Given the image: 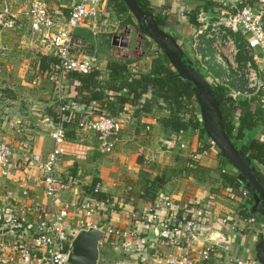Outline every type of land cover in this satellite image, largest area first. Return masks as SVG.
Listing matches in <instances>:
<instances>
[{
    "label": "crops",
    "instance_id": "crops-1",
    "mask_svg": "<svg viewBox=\"0 0 264 264\" xmlns=\"http://www.w3.org/2000/svg\"><path fill=\"white\" fill-rule=\"evenodd\" d=\"M31 1L0 0V12L7 8L11 17L8 27H0V142L7 144L12 151L9 174L7 177L0 176V215L3 214L0 233L5 238H11L12 228L7 214L11 211L24 212L31 207L34 212L26 215L28 226L23 240L31 249L38 251V242L30 228L37 223L36 211L47 209L49 203L41 174L28 165L27 157L30 152L40 159L47 157L53 145L48 135V126L53 120L48 111L56 101L72 103L76 93L67 80L58 90L52 81L44 77L45 71H39L41 58H51L52 51L41 44L40 37L31 30L25 18ZM45 1L49 14L54 16L68 15L74 2ZM110 3L108 0L100 5L98 20L82 24L75 30V37L88 47V55L97 59L103 74L108 61H126L131 73H148L159 47L148 41L149 52L143 50V39L135 41L138 38L135 18L127 11L129 24L124 25L116 17ZM148 3L156 14L159 12L166 17L165 25L159 27L171 34L182 50L191 33L184 34L190 27L182 13L200 2L148 0ZM114 34H127L129 47L113 48L108 38ZM37 75L40 80L34 84ZM167 116L166 110L155 109L138 118L135 117V108L129 107L125 118L133 117L136 122L129 120L124 123L110 153L101 151L94 134L76 133L77 137L72 142L85 150V158L66 155L56 169L57 176L67 183V188L61 192V200L73 206L65 231L72 235L79 229L77 220L84 219V214L77 210L76 199L82 186L90 187L96 182L98 191L113 198L119 205L114 208L104 205L108 213H104L103 217L99 216V212L95 213L94 221L105 229H134L137 232L136 237L129 240H115L105 235L99 244L98 264H168L166 259L179 252L170 243L171 234L165 232L159 222L143 228L137 226L141 217L148 213V208L160 213L167 204L179 209L187 204L199 205L209 211L204 223L196 229L204 227L203 234L190 237L186 246L193 264H233L235 258L242 259L246 264H257L254 248L259 238L264 236V210L254 201L246 186H241V190L245 188L242 190L245 196H231L221 173L233 169L226 160L220 168L224 157L216 148L201 154L196 168L189 169L188 157L191 152H197V137L191 129L170 134L161 122ZM254 137L262 138L260 133ZM180 144L185 148H180ZM252 166L264 179L261 166ZM154 177L162 178L164 185L150 203V195L145 194V189ZM249 217L255 219L251 230L244 228L243 223ZM223 218L228 220L226 227L221 223ZM208 242L215 244V251L205 261L200 253ZM5 253L11 254L9 251ZM11 264L22 263L14 257Z\"/></svg>",
    "mask_w": 264,
    "mask_h": 264
},
{
    "label": "built area",
    "instance_id": "built-area-1",
    "mask_svg": "<svg viewBox=\"0 0 264 264\" xmlns=\"http://www.w3.org/2000/svg\"><path fill=\"white\" fill-rule=\"evenodd\" d=\"M107 1L74 0L66 16L49 14L45 0L30 2L25 18L31 30L40 37L41 44L48 46L52 51L51 58H56L59 62L58 65L51 64L44 73V77L52 81L58 90L68 73L87 74L93 68L99 70L97 59L88 55V47L75 37L74 32L90 20H98L100 5ZM195 17V26L182 50L206 82L223 88L234 102L240 98L264 97V0H215V4L208 7L201 4ZM10 18L8 9H3L0 12V27H8L11 24ZM39 80L40 76L37 75L34 84H38ZM56 103H59L54 111L57 121H52V125L48 126L52 149L45 159H40L32 152L27 157L28 165L41 174L44 194L49 203L47 209L36 211L37 223L30 228L38 242L39 250L31 249L23 240V233L28 226L26 215L34 212L33 209L29 207L24 212L11 211L7 218L12 228V237L5 238L0 233V264H11L14 257L22 264H68V254L74 236L71 237L65 231V225L71 218L70 210L73 206L61 200V192L67 188V183L57 177L56 169L62 157L71 154L84 159L86 153L84 149L78 148L75 142L65 139V130L60 126L59 116L66 107L72 112L82 114L76 133L94 134L99 148L104 153H110L114 149L126 121L136 122L133 117L125 118V113L131 106H125L119 116H93L89 109L78 112L74 102L66 106L60 104V101ZM180 148L185 146L180 144ZM213 148L216 147L211 142L209 149ZM11 158V148L0 142V176H8ZM188 158V168L194 169L199 156L196 152H191ZM245 195L243 192V196ZM76 208L84 214V219L77 220L79 229L76 233L95 228L115 240H129L137 235L134 229H105L93 223L91 218L96 213L94 202L84 203ZM193 212L200 218L199 222L186 221L184 216H181L184 221L181 227L170 228L168 224L177 220L176 214L171 213L165 223L160 224L165 232L171 234L170 243L179 251L177 255L166 259L168 264H193L189 249L182 245L180 234L185 233L194 238L197 227L204 223L209 211L200 206L195 207ZM144 222L145 225L156 223L151 217L146 218ZM254 222L253 217L244 219V228L251 230ZM221 223L224 227L228 226V220L225 218ZM214 251L215 244L208 242L200 256L206 261ZM232 263L246 264L239 258L233 259Z\"/></svg>",
    "mask_w": 264,
    "mask_h": 264
},
{
    "label": "trees",
    "instance_id": "trees-1",
    "mask_svg": "<svg viewBox=\"0 0 264 264\" xmlns=\"http://www.w3.org/2000/svg\"><path fill=\"white\" fill-rule=\"evenodd\" d=\"M134 1L143 11L153 17L158 26L165 25L166 17H162L159 12L156 14L149 7L148 0ZM196 1H199L203 7L215 4V0ZM110 2V6H112L116 17L124 25L129 24L126 17L128 10L124 3L121 0H110ZM200 3L197 6L186 8L182 13V16L190 27L185 30L184 34L193 31L195 15L201 5ZM177 44L179 47L181 46L178 42ZM58 63L56 58L47 59L46 57H42L39 63V71L44 72L48 70L51 64L58 65ZM105 69V74L93 68L87 74L73 72L65 76L69 84L74 86L76 93L73 100L76 104L75 109L78 111L80 109V112L89 109L93 116H103L106 114L119 116L125 106H131L135 108V117L138 118L140 115H146L155 109H164L168 112V116L161 122L170 134H178L191 129L197 137L198 149L196 154L200 156L210 148L211 140L207 136L200 118L197 101L190 85L178 75L160 49L157 57L152 59L148 73H131L126 61H108ZM196 71L199 72L198 70ZM209 85L217 100L222 126L228 139L248 162L261 166L264 173V97L240 98L234 102L227 96L223 88L211 83ZM58 104L55 103L48 111L53 122L57 121V115L54 111ZM60 104L66 106L67 103L66 101H60ZM81 117L82 114L72 112L68 107L61 113L59 122L60 126L65 130V139L73 140L77 137L76 132ZM256 133H260L262 138H255ZM224 163L225 158L220 168H223ZM221 178L231 196H243L242 190H245V188L241 190L243 184L241 183V176L237 171H224L221 173ZM150 181V186L146 187L145 194L150 195V203H153L155 194L164 185V181L159 177H154ZM89 202L96 203V213L99 212L98 214L101 217L104 216V213H108L107 209L103 207L104 205H109V208L119 205L113 198L100 193L96 182L90 187H81L80 196L76 199L75 204L76 206H80ZM195 207L200 206L187 204L184 208L179 209L174 205L167 204L166 209L160 213L152 210L150 207L148 208V213L141 217V222L139 221L137 226L139 228L145 227L144 220L148 217L153 218L156 223L163 224L171 213L176 214L177 220L174 223L168 224L170 228L181 227L184 222L181 216H184L186 221L194 220L199 222L200 218L196 217L193 212ZM91 220L100 226L99 222L94 221L93 216ZM203 228L196 231V236L203 234ZM75 234L76 232L71 237ZM181 236L182 245L186 247L191 238L187 237L185 233H182Z\"/></svg>",
    "mask_w": 264,
    "mask_h": 264
},
{
    "label": "water",
    "instance_id": "water-1",
    "mask_svg": "<svg viewBox=\"0 0 264 264\" xmlns=\"http://www.w3.org/2000/svg\"><path fill=\"white\" fill-rule=\"evenodd\" d=\"M121 1L137 22L138 38H148L155 43L178 75L190 85L207 136L231 168L239 173L243 186L248 188L254 201L259 203L261 210H264V179L257 173L252 163L248 162L228 139L222 126L220 109L210 85L196 71L190 59L179 48L174 37L163 31L149 13L143 11L134 0ZM110 44L113 48L127 49L129 36L127 34L124 36L114 35L110 39ZM104 238L105 234L102 230L95 228L76 233L71 241L68 264H98L99 243ZM254 255L257 264H264V236L259 238L254 248Z\"/></svg>",
    "mask_w": 264,
    "mask_h": 264
},
{
    "label": "rangeland",
    "instance_id": "rangeland-1",
    "mask_svg": "<svg viewBox=\"0 0 264 264\" xmlns=\"http://www.w3.org/2000/svg\"><path fill=\"white\" fill-rule=\"evenodd\" d=\"M135 28H136L137 33H138V32H139V31H138V27L135 26ZM114 35H115V34H114ZM114 35H113V36H114ZM116 35H117V34H116ZM89 36H90V35H88V37H89ZM111 38H112V37H109L108 40H110ZM142 39H143V42H142L143 44H142V45L144 46L142 49H143V50L145 49L147 52H149V51H148V50H149L148 48H150V47L147 46V45H148V41L150 42V40H147L148 38H147V39H146V38H142ZM138 40H139V38H135V41H138ZM133 43H134V42H133ZM150 45H151V44H150ZM101 46H102V48H104V45H103V44H102Z\"/></svg>",
    "mask_w": 264,
    "mask_h": 264
}]
</instances>
